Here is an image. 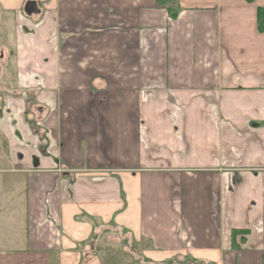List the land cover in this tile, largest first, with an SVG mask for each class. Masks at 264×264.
<instances>
[{
    "label": "crops",
    "instance_id": "0c3cea01",
    "mask_svg": "<svg viewBox=\"0 0 264 264\" xmlns=\"http://www.w3.org/2000/svg\"><path fill=\"white\" fill-rule=\"evenodd\" d=\"M0 20V264H264V0Z\"/></svg>",
    "mask_w": 264,
    "mask_h": 264
},
{
    "label": "water",
    "instance_id": "95a60500",
    "mask_svg": "<svg viewBox=\"0 0 264 264\" xmlns=\"http://www.w3.org/2000/svg\"><path fill=\"white\" fill-rule=\"evenodd\" d=\"M23 12L26 16H31L32 14H38L39 9L35 2H27L24 5Z\"/></svg>",
    "mask_w": 264,
    "mask_h": 264
},
{
    "label": "rangeland",
    "instance_id": "374dc122",
    "mask_svg": "<svg viewBox=\"0 0 264 264\" xmlns=\"http://www.w3.org/2000/svg\"><path fill=\"white\" fill-rule=\"evenodd\" d=\"M2 24V21L0 20V41H1V39H3L4 38V35H5V32L7 33V31H6V29H4L3 28V26L1 25ZM8 37V36H7ZM8 41V45H9V43H10V39H9V37H8V39H7ZM5 70H2V74H1V76H0V78H1V80L3 81L4 80V78H5Z\"/></svg>",
    "mask_w": 264,
    "mask_h": 264
}]
</instances>
